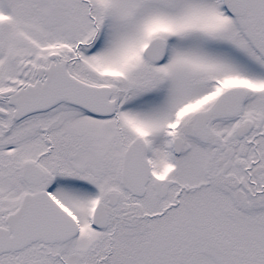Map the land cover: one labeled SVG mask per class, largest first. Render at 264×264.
I'll return each mask as SVG.
<instances>
[{
    "label": "snow or ice",
    "instance_id": "6c2138e0",
    "mask_svg": "<svg viewBox=\"0 0 264 264\" xmlns=\"http://www.w3.org/2000/svg\"><path fill=\"white\" fill-rule=\"evenodd\" d=\"M0 264H264V0H0Z\"/></svg>",
    "mask_w": 264,
    "mask_h": 264
}]
</instances>
